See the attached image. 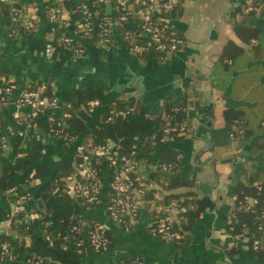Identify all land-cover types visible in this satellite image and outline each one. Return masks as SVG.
Listing matches in <instances>:
<instances>
[{"label":"crops","instance_id":"1","mask_svg":"<svg viewBox=\"0 0 264 264\" xmlns=\"http://www.w3.org/2000/svg\"><path fill=\"white\" fill-rule=\"evenodd\" d=\"M24 1L38 23L35 36L12 39L8 27L0 20V85L13 84L16 87L8 98L0 100V119L8 121L13 118L18 111L19 94L26 84L47 85L58 94L87 88L101 91L103 104L91 114L85 133L97 123L104 106L114 101L133 97L132 117L144 111L160 116L169 103L194 93L185 113L189 133L170 145L180 151V176L191 182L192 187L178 188L170 193L208 197L214 206L196 218L186 234V242L181 244L163 242L147 232L161 213L151 200L144 204L136 223L129 226L105 220L101 205L96 211L85 209V213L105 220L112 246L99 254L85 252L82 258H74L75 264H123L134 259L142 264H264V260L249 251L247 236L242 240L241 250L231 255L234 238L227 233L230 224L236 222L232 216L235 186L249 177L255 181L264 179V154L253 152L254 144L261 141L262 136L243 146L233 141L229 132L220 126L222 111L243 102L232 100L228 89L218 94L213 93L210 86L213 60L224 45L232 41L245 48L234 34V26L256 28L264 35V23L258 15L244 13L240 0H180V15L172 19L171 24L184 38L185 45L172 58L157 64L142 62L121 46L110 49L100 46L94 35L91 39H82L83 53L61 52L52 61H47L41 55V47L45 40L54 38L44 13L48 0ZM82 2L74 0L75 7L79 9ZM110 12L111 9L107 8L106 13ZM65 16L70 17V13ZM128 29L134 30V25H129ZM114 36L118 39V32ZM208 108L213 110L209 115L206 113ZM59 110L60 107L46 113H59ZM45 121L44 116L39 117L37 123L40 126L32 124L20 134L21 144L12 161L32 152L26 143L33 141L39 146L36 155L40 161H48L56 169L67 161L73 164L74 145L64 147L49 137ZM2 132L8 141L11 137L3 129ZM80 141L81 133L75 144ZM0 149L12 154L11 144H7V149ZM161 149L152 156L153 160ZM148 167L152 168V163ZM40 183L34 181L32 185L38 189ZM0 206L9 212L13 204L0 196ZM4 221L0 220L2 235L8 230ZM25 245L31 248L32 242L27 239Z\"/></svg>","mask_w":264,"mask_h":264},{"label":"trees","instance_id":"2","mask_svg":"<svg viewBox=\"0 0 264 264\" xmlns=\"http://www.w3.org/2000/svg\"><path fill=\"white\" fill-rule=\"evenodd\" d=\"M9 1L11 4L0 3V20L7 27L11 22L10 8L15 5L26 7L27 4L24 0ZM83 1L81 4L88 2V0ZM47 2L48 5L44 9L46 20L47 12L52 7L63 8L70 13V26L62 29L56 25L53 28V36L56 37L60 33L74 36L75 45L82 48V39L74 32L76 22L82 18L80 10L75 7L74 0H48ZM253 4L260 6V9L257 14L251 12L250 15H258L260 21L264 23V0H253ZM103 15H107L105 9L99 12L98 17ZM179 15L180 6L169 13L162 14L166 19L171 20ZM91 21L94 22V18H91ZM36 25L38 27V23ZM135 25L134 30H124L122 34L119 33L118 39L109 34L110 45L127 48L131 45V41L147 45L148 39L141 36L137 21ZM36 32L30 33L20 29V37H33ZM176 32L180 36L177 30ZM233 32L245 48L232 41L224 45L212 63L211 91L222 94L228 89L232 100L243 102L222 111L220 126L228 131L231 139L240 146L262 136L261 141L254 144L253 152L264 154V35L256 28L238 25L233 27ZM98 37L99 33L96 35V38ZM61 52L74 54L71 49L66 50L57 46L56 55ZM172 57L168 51H156L152 45L143 54L137 56L140 61L150 64H157ZM21 91H34L38 92L41 98L56 99L60 110L58 114L53 113V117L61 121L66 135L76 138L81 133L82 143L87 148L112 140L121 147L122 155L130 156L134 151L130 160L136 163L137 175L144 181L156 183L160 188L149 190L145 203L151 200L155 207L161 210L174 200L185 208L184 213L177 215L176 229L182 233L181 239L176 241L177 244L186 242V234L194 225L196 218L207 208L214 206L208 197L198 198L192 193H170L178 188L192 187V183L180 176L181 159L178 158L180 151L170 144L160 143V139L167 135L164 133L167 127L175 129L170 133L175 142L181 141L189 133L185 113L190 108V97L194 96L193 92L183 100L169 103L160 116L144 111L137 117L131 115L115 117L114 113H132L135 99L130 97L127 100L114 101L104 106L98 122L85 133L91 114L103 104L104 95L101 91L87 88L58 94L52 92L47 85L42 87L39 84H26ZM93 101L98 102V106L90 108L89 104ZM212 112V108L206 110L207 115ZM64 113L69 114L70 117L62 118ZM108 117H111L110 121H106ZM8 119V121L0 119V141L4 136L2 129L6 126H11L14 131L11 138L6 141L8 145L11 144L12 154L4 153L0 149V196H3L6 190L14 188L17 196L12 194L9 197L10 203L13 204L19 196H25L27 200L23 211L11 219L7 233L0 234V243L10 244L12 264H18L21 256H24L25 260L32 257L41 259L43 264H75L74 258H82L85 253H77L69 241L66 242L63 237L69 236L70 227L82 219L88 224L99 221L100 219L94 214H87L84 210L96 211L100 205L85 204L81 199H72L61 193L53 194L55 181L70 174L73 166L70 161H67L56 169L52 163L40 161L36 155L40 150L36 142L26 143L32 152L29 151L22 158L12 161V157L14 154L17 155V149L21 144L20 133L25 132L26 129L23 123L19 124L13 118ZM34 124L40 126L37 119ZM45 125L47 127L46 121ZM180 128H183V131L178 133ZM161 147L158 157L153 160L152 156ZM99 163V168H106L105 157L100 158ZM150 163L153 167L149 169ZM105 174L110 182L111 172ZM34 181L41 182L38 189L32 185ZM106 193L108 194L109 190ZM234 194L232 216L236 222L230 224L231 229L227 233L233 238L237 235L241 238L234 239L230 254L241 250L242 240L247 236L249 251L258 259L264 260V179L255 181L249 177L244 183H238L235 186ZM38 201L41 202V208ZM250 201L254 203L250 204ZM31 211L37 212L39 217L34 220L25 218V215ZM7 214V209L0 206V220L6 219ZM48 222L51 223L50 227H44ZM108 237L111 240L109 234ZM27 239L32 242L31 248L25 245ZM111 246L112 240L108 248L110 249ZM132 261L126 260L123 264H130Z\"/></svg>","mask_w":264,"mask_h":264},{"label":"built area","instance_id":"3","mask_svg":"<svg viewBox=\"0 0 264 264\" xmlns=\"http://www.w3.org/2000/svg\"><path fill=\"white\" fill-rule=\"evenodd\" d=\"M240 1L244 13L253 12L257 14L259 12L260 6L253 4V0ZM179 2L180 0H88L79 7L82 18L76 22L74 32L79 34L81 39H91L99 33V37L96 38L98 44L110 49L113 46L110 45L109 34L113 36L115 32L122 34V31L129 30V25L135 27L137 21L141 36L147 38L148 43L143 45L131 41V45L125 48L127 51L138 56L152 45L156 51H168L173 56L184 47L185 40L173 28L172 20L166 19L162 14L171 12L179 6ZM0 3L11 4L9 0H0ZM107 8H110L111 12L98 17L99 12ZM66 13L68 12L63 8L52 7L48 10L47 22L52 32L56 25H59L62 29L70 26L69 17L65 16ZM91 18H94V22L91 21ZM10 19L8 31L9 37L12 39L20 38V29L30 33L37 31L36 17L25 6L15 5L11 7ZM74 40V36L60 33L53 39L44 41L41 55L45 60L52 61L56 56L57 46L66 50L71 49L75 55L83 53V49L75 45ZM15 89L16 87L13 84L0 85V100L8 98ZM97 106L98 102L96 101L89 104L90 108ZM58 108L59 102L57 103L56 99L41 98L39 93L34 91H21L17 101L18 111L13 115V119L19 124L23 123L25 129L34 124L36 119L44 116L49 137L54 138L64 147L74 145L73 171L55 181L53 194L61 193L72 199H81L85 204L101 205L105 220L111 223L120 226H129L136 223L145 204L147 192L160 189L159 186L156 183L144 181L137 175L136 163L130 160V156L134 155V151L130 156L122 155L120 152L121 147L115 141L108 140L100 143V145H91L89 148L82 141L75 144L77 137L73 138L66 135L63 132L61 121L57 117H53V113H46ZM113 115L115 117H127L132 113H114ZM69 117L70 115L67 113L62 116V118ZM110 120L111 117L106 119V121ZM3 130L9 137L14 133L11 126H6ZM174 131V128L167 127L164 130L167 135L160 139V143L175 144L173 136H170V133ZM182 131L183 128H180L178 133ZM6 138L5 134L1 137L2 149H7ZM102 157H105V169L98 167ZM178 158H181V155ZM107 172H111L110 182H108V177L105 174ZM108 190L109 193L107 194L106 191ZM12 194H15L14 188L6 190L2 197L9 199ZM15 195L17 196V194ZM26 200L25 196H19L14 200L13 207L4 221L7 229L10 226L11 219L17 213L23 211ZM252 203L254 201H250V204ZM184 212V207L174 200L171 201L161 209L159 218L150 225L148 233L167 243L180 240L182 233L179 229H176L177 215ZM38 217L39 214L34 211L25 215V218L29 220ZM104 221L99 220L88 224L82 219L70 227L69 236H65L63 239L66 242L69 241L70 245L79 254L85 252L99 254L108 251L111 240L108 237ZM50 225L51 223L48 222L44 227H50ZM240 238L241 236L237 235L234 239ZM256 244L255 242V249ZM12 259L10 244L7 242L0 243V264H12ZM18 264L43 263L41 259L35 257L27 260L20 257ZM130 264H142V262L134 259Z\"/></svg>","mask_w":264,"mask_h":264},{"label":"water","instance_id":"4","mask_svg":"<svg viewBox=\"0 0 264 264\" xmlns=\"http://www.w3.org/2000/svg\"><path fill=\"white\" fill-rule=\"evenodd\" d=\"M107 10V9H106ZM108 10H109V8H108ZM38 205H39V207L41 208L42 207V205H41V202L40 201H38Z\"/></svg>","mask_w":264,"mask_h":264}]
</instances>
